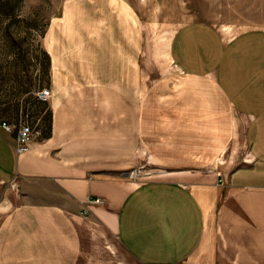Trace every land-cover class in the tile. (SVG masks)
<instances>
[{"label": "crops", "instance_id": "obj_1", "mask_svg": "<svg viewBox=\"0 0 264 264\" xmlns=\"http://www.w3.org/2000/svg\"><path fill=\"white\" fill-rule=\"evenodd\" d=\"M223 13L66 1L43 36L49 136L18 154L0 125V264H264V26ZM147 155L173 177L119 176Z\"/></svg>", "mask_w": 264, "mask_h": 264}, {"label": "rangeland", "instance_id": "obj_2", "mask_svg": "<svg viewBox=\"0 0 264 264\" xmlns=\"http://www.w3.org/2000/svg\"><path fill=\"white\" fill-rule=\"evenodd\" d=\"M66 1L0 0V125L6 122L11 130L4 129L16 135L23 121L40 127L42 135L32 140L29 149L34 141L50 134L51 96L47 100L39 97L43 88L51 90L50 59L43 47V36ZM258 26H264V0H224L222 29L233 32ZM146 157L145 163L132 165L119 176L132 185L173 177L167 166ZM92 203L101 204L103 200L90 199L87 205Z\"/></svg>", "mask_w": 264, "mask_h": 264}, {"label": "built area", "instance_id": "obj_3", "mask_svg": "<svg viewBox=\"0 0 264 264\" xmlns=\"http://www.w3.org/2000/svg\"><path fill=\"white\" fill-rule=\"evenodd\" d=\"M51 96V90L49 88H43L39 92V97L42 100H47ZM3 128L6 130H11V126L6 122L2 124ZM42 135V130L40 127H36L33 123L23 121L20 123L19 129L16 135V150L19 154L25 153L30 146V143L35 138Z\"/></svg>", "mask_w": 264, "mask_h": 264}]
</instances>
